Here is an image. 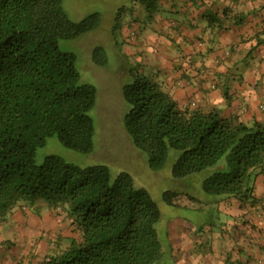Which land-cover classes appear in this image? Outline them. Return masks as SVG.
<instances>
[{
	"label": "trees",
	"instance_id": "trees-1",
	"mask_svg": "<svg viewBox=\"0 0 264 264\" xmlns=\"http://www.w3.org/2000/svg\"><path fill=\"white\" fill-rule=\"evenodd\" d=\"M213 18L220 27L221 20ZM243 21L233 18L234 25ZM101 26L98 13L69 20L63 0H0V224L16 208L62 212L75 237L45 264H168L174 258L160 232L161 211L130 174L113 177L105 165L80 167L56 156L36 162L38 149L52 137L82 154L94 150L90 113L97 88L80 83L76 55L62 52L59 44ZM135 38L128 35L129 41ZM93 53L94 63L104 66L103 47ZM128 76L123 125L151 171H163L177 155L172 177L186 189L191 178L226 160L225 168L203 181L204 199L186 189L166 192V204L191 216V203L200 206L198 212L214 213L210 208L226 197L253 199L254 180L264 170V123L223 117L216 107L181 109L150 77L138 70ZM223 96L229 102L227 89Z\"/></svg>",
	"mask_w": 264,
	"mask_h": 264
},
{
	"label": "crops",
	"instance_id": "crops-1",
	"mask_svg": "<svg viewBox=\"0 0 264 264\" xmlns=\"http://www.w3.org/2000/svg\"><path fill=\"white\" fill-rule=\"evenodd\" d=\"M153 1L168 13L153 12L154 25H145L146 10L139 9V34L123 50L132 65L181 109L216 107L223 117L264 123V0ZM236 15L244 17L241 24H233ZM252 198L242 203L226 197L210 208L214 213L198 212L191 203V216L167 215L160 232L174 260L166 262L264 264V170L256 175ZM56 211L14 209L0 224V264H45L56 249L67 248L75 236Z\"/></svg>",
	"mask_w": 264,
	"mask_h": 264
},
{
	"label": "rangeland",
	"instance_id": "rangeland-1",
	"mask_svg": "<svg viewBox=\"0 0 264 264\" xmlns=\"http://www.w3.org/2000/svg\"><path fill=\"white\" fill-rule=\"evenodd\" d=\"M63 9L67 18L76 23L95 13L102 16L99 30L59 44L62 52L76 55L80 83L97 88L96 106L90 113L95 123L94 150L90 154H82L64 147L57 138L52 137L38 149L37 164H42L46 157L56 156L80 167L105 165L113 177L126 172L132 176L136 187L150 194L161 211L162 220L177 212L164 202L166 192L176 193L187 189L192 190L194 199H204L203 181L225 168V158L191 178V186L182 189L180 181L172 177V166L177 155L170 156L163 171H151L147 156L134 148L123 125L128 105L122 98L121 85L128 82L129 73L137 71L123 54L125 42L130 44L128 35L131 32L139 34V26H136L141 24L139 9L146 10L145 25H154L153 12L156 15L162 11L168 13V10L153 0H63ZM96 47L105 50L101 57L102 61L105 60L104 66L96 65L93 61Z\"/></svg>",
	"mask_w": 264,
	"mask_h": 264
},
{
	"label": "built area",
	"instance_id": "built-area-1",
	"mask_svg": "<svg viewBox=\"0 0 264 264\" xmlns=\"http://www.w3.org/2000/svg\"><path fill=\"white\" fill-rule=\"evenodd\" d=\"M134 36V35H133Z\"/></svg>",
	"mask_w": 264,
	"mask_h": 264
}]
</instances>
